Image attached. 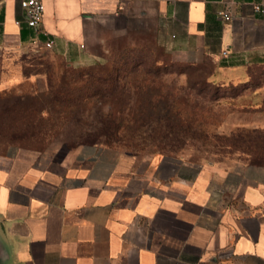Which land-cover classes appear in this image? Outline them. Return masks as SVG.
<instances>
[{"label": "crops", "instance_id": "crops-1", "mask_svg": "<svg viewBox=\"0 0 264 264\" xmlns=\"http://www.w3.org/2000/svg\"><path fill=\"white\" fill-rule=\"evenodd\" d=\"M20 2L0 0V55L10 67L0 70V91L24 81L16 55L34 43ZM42 2L46 38L76 65L104 60L99 28L146 2L159 6L174 60L227 62L234 66L218 74L232 81L264 64V0ZM0 240L4 264H264V180L102 145L59 157L0 154Z\"/></svg>", "mask_w": 264, "mask_h": 264}, {"label": "rangeland", "instance_id": "rangeland-1", "mask_svg": "<svg viewBox=\"0 0 264 264\" xmlns=\"http://www.w3.org/2000/svg\"><path fill=\"white\" fill-rule=\"evenodd\" d=\"M161 21L157 3L127 7L99 28L104 60L86 65L22 45L16 62L24 81L0 91V154L59 157L102 145L251 169L264 180V65L250 70L248 81L207 83L215 64L200 71L174 60ZM9 68L0 55V70ZM51 85L74 96L60 97Z\"/></svg>", "mask_w": 264, "mask_h": 264}, {"label": "built area", "instance_id": "built-area-1", "mask_svg": "<svg viewBox=\"0 0 264 264\" xmlns=\"http://www.w3.org/2000/svg\"><path fill=\"white\" fill-rule=\"evenodd\" d=\"M21 9L23 11V20L33 30L35 44H40L41 37H48L43 27L44 5L42 0H21ZM226 20L230 19L229 15H224ZM47 49L54 47V40L48 38L43 44Z\"/></svg>", "mask_w": 264, "mask_h": 264}, {"label": "trees", "instance_id": "trees-1", "mask_svg": "<svg viewBox=\"0 0 264 264\" xmlns=\"http://www.w3.org/2000/svg\"><path fill=\"white\" fill-rule=\"evenodd\" d=\"M25 38V37H24ZM41 39L44 41V40H47V38L45 37V36H42L41 37ZM206 63V62H205ZM205 63H203V64H198V65H194V64H190L191 66H193L194 67V69H196V70H200V71H203L202 70V66L203 65H205ZM261 65H264V64H260V65H257V66H261ZM231 66H234V65H231V64H229V63H227V62H222V63H220V65H215V71H213V73H211L209 76H207V78H205V80L207 81V83H208V80H210V78L211 77H213V83H216V84H219L220 82L222 83H224L225 85H227V86H229V83H233L232 82V80H230V79H225V78H221L220 76H219V74H218V69L219 68H225V67H231ZM257 66H255V67H257ZM254 67H252V69H253ZM251 69V70H252ZM159 70H160V68H159ZM89 75V74H88ZM220 79H222V80H224V81H219ZM241 80H245V81H248L249 79H248V77H246V78H243V79H241ZM51 91H52V93H55V94H57V92H59V94H57V95H60V97H65V98H68V97H73L74 96V94L73 93H71V91L70 90H68V89H66V88H59V89H57V91H56V89L54 88V86H52L51 85ZM257 95H259L260 93H256ZM105 94H102V96H104Z\"/></svg>", "mask_w": 264, "mask_h": 264}, {"label": "water", "instance_id": "water-1", "mask_svg": "<svg viewBox=\"0 0 264 264\" xmlns=\"http://www.w3.org/2000/svg\"><path fill=\"white\" fill-rule=\"evenodd\" d=\"M8 254L0 240V264H4L7 261Z\"/></svg>", "mask_w": 264, "mask_h": 264}]
</instances>
